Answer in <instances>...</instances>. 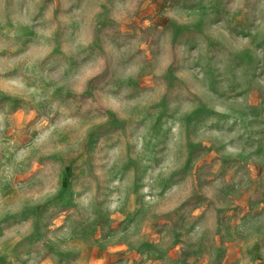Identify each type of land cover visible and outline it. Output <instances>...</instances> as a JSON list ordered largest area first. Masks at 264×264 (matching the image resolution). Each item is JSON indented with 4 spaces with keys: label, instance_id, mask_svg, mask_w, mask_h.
I'll return each mask as SVG.
<instances>
[{
    "label": "rangeland",
    "instance_id": "obj_1",
    "mask_svg": "<svg viewBox=\"0 0 264 264\" xmlns=\"http://www.w3.org/2000/svg\"><path fill=\"white\" fill-rule=\"evenodd\" d=\"M143 262L264 264V0H0V264Z\"/></svg>",
    "mask_w": 264,
    "mask_h": 264
},
{
    "label": "crops",
    "instance_id": "obj_2",
    "mask_svg": "<svg viewBox=\"0 0 264 264\" xmlns=\"http://www.w3.org/2000/svg\"><path fill=\"white\" fill-rule=\"evenodd\" d=\"M145 262H146V261H145ZM145 262H143V264H144ZM148 264H150V263H148ZM152 264H156V262H153Z\"/></svg>",
    "mask_w": 264,
    "mask_h": 264
}]
</instances>
